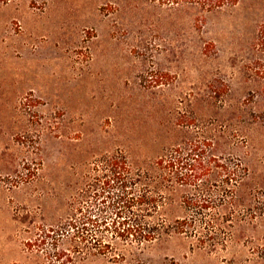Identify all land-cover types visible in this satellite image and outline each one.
I'll list each match as a JSON object with an SVG mask.
<instances>
[{
  "label": "rangeland",
  "instance_id": "374dc122",
  "mask_svg": "<svg viewBox=\"0 0 264 264\" xmlns=\"http://www.w3.org/2000/svg\"><path fill=\"white\" fill-rule=\"evenodd\" d=\"M262 25L264 0H0V264H45L28 244L78 208L114 219L111 156L160 198L162 229L76 264H264ZM188 146L211 165L198 188L156 166Z\"/></svg>",
  "mask_w": 264,
  "mask_h": 264
},
{
  "label": "trees",
  "instance_id": "16d2710c",
  "mask_svg": "<svg viewBox=\"0 0 264 264\" xmlns=\"http://www.w3.org/2000/svg\"><path fill=\"white\" fill-rule=\"evenodd\" d=\"M169 3L180 1L201 2L209 10L219 8L226 4H233L235 0H165ZM258 44L264 50V25L258 32ZM195 146L187 149H176L173 153L156 162L159 170L165 173L168 181L185 187H200L201 179L209 171L211 165L199 157ZM221 170L228 171L226 165H219ZM104 171L105 188L102 193L109 199L107 208L113 214L114 219L109 223L96 219L93 210L77 212L64 224L63 229L41 228L35 238L28 244L30 249L42 251L45 264H76V257H83L86 253L94 251L98 254H107L116 250V244L139 247L156 239L162 225L150 221L159 208V197L153 195L147 185L142 184L138 175H133L131 167L122 156H111L103 160L98 166ZM243 170V169H242ZM116 192L120 193L119 195ZM197 199V198H196ZM187 200V211L191 206L200 210L208 209V206L198 200ZM138 211V212H137ZM124 215V216H121ZM122 217L121 221L115 218ZM178 233H187L186 230L194 227L191 218L177 220ZM111 230L115 239L113 242L105 241L103 231ZM69 242L68 248H62V239ZM48 246V247H46Z\"/></svg>",
  "mask_w": 264,
  "mask_h": 264
}]
</instances>
